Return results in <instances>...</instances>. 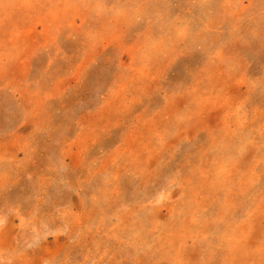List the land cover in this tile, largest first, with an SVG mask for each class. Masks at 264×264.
Returning a JSON list of instances; mask_svg holds the SVG:
<instances>
[{
	"label": "rangeland",
	"instance_id": "1",
	"mask_svg": "<svg viewBox=\"0 0 264 264\" xmlns=\"http://www.w3.org/2000/svg\"><path fill=\"white\" fill-rule=\"evenodd\" d=\"M0 264H264V0H0Z\"/></svg>",
	"mask_w": 264,
	"mask_h": 264
}]
</instances>
